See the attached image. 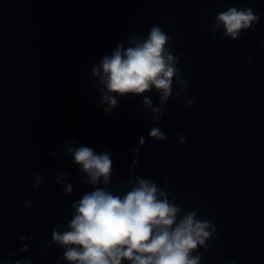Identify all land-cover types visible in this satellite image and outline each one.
Instances as JSON below:
<instances>
[{"label": "clouds", "instance_id": "1", "mask_svg": "<svg viewBox=\"0 0 264 264\" xmlns=\"http://www.w3.org/2000/svg\"><path fill=\"white\" fill-rule=\"evenodd\" d=\"M259 19L249 7H230L217 13L211 37L215 39V30L222 27L221 39L230 37L235 41ZM171 39L159 26H153L146 38L130 37L131 46L125 48L118 44L111 55L93 65L92 75L103 85L102 103L108 105L105 113H111L116 107L118 96L141 95L153 88L160 93L163 105L173 96L174 79L181 90L187 89L189 81L178 75L179 58L168 47ZM248 62L251 63V57ZM175 98H180V92L175 93ZM143 103L152 108L150 98L145 97ZM185 104L193 107L195 101L188 100ZM152 110L160 113L159 108ZM149 136L160 141L168 138L156 127ZM178 140L180 144L186 142L183 136ZM140 143H144L143 138ZM67 151L73 156V162L80 165V171L89 177L86 183L94 189L73 202L75 211L67 224L68 230H52V243L64 249L62 259L67 264H201L199 249L210 248L206 242L216 237V226L211 220L198 219V210L181 209L174 203L175 198L170 200L165 190L167 180L161 188L152 179L137 176L130 190L123 195L113 194L107 187L99 186L111 183L113 161L107 150L96 153L92 147L81 146L69 147ZM34 175V187L39 188L44 178ZM71 192L72 185H65L64 195ZM25 206L30 208L31 202ZM21 251H27V246ZM16 264H31V260H17ZM230 264H235V260Z\"/></svg>", "mask_w": 264, "mask_h": 264}]
</instances>
